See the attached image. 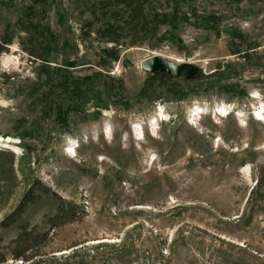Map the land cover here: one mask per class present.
I'll use <instances>...</instances> for the list:
<instances>
[{"label": "rangeland", "instance_id": "rangeland-1", "mask_svg": "<svg viewBox=\"0 0 264 264\" xmlns=\"http://www.w3.org/2000/svg\"><path fill=\"white\" fill-rule=\"evenodd\" d=\"M153 55L205 76L152 77ZM254 110L264 0H0V136L21 142L0 147V264H264ZM60 198L77 215L52 226ZM26 224L50 234L16 260Z\"/></svg>", "mask_w": 264, "mask_h": 264}, {"label": "trees", "instance_id": "trees-1", "mask_svg": "<svg viewBox=\"0 0 264 264\" xmlns=\"http://www.w3.org/2000/svg\"><path fill=\"white\" fill-rule=\"evenodd\" d=\"M111 55H113L114 58H117V56H115L114 53H112ZM151 75H152V77H164V78H167L168 80L177 81V79H172L167 74H158V75L151 74ZM201 76H205V74L202 73ZM184 81H186V80H184ZM195 81H197V80H195ZM43 190L47 191L48 189L47 188H43ZM26 199H27V197H26ZM67 202L68 201H65L62 198H60V202H59V205H58L56 213L53 216L48 218V222L52 226H55L59 222L64 220L67 217V215H68V218H66V219L68 221H71V220L75 219L74 218L75 216H73V215H77L75 207L72 206V204L70 202H68L69 204H67ZM68 206H71V210L68 209ZM29 226L30 225H28V224L23 225L24 229L21 230V232H19V234L15 237V239L13 241L15 243L14 246L9 245L7 247L8 250H11V255L16 260H18V259H21V260L28 259L31 256V254H32V249L35 248V243L38 242V240H37L38 238L37 237L39 235H41V236H44L47 239L49 234H50L48 232L42 233V234L35 233V231L37 230L36 226H33L30 229V231H28V227ZM3 261H5V254L3 256H0V263L3 262Z\"/></svg>", "mask_w": 264, "mask_h": 264}, {"label": "water", "instance_id": "water-1", "mask_svg": "<svg viewBox=\"0 0 264 264\" xmlns=\"http://www.w3.org/2000/svg\"><path fill=\"white\" fill-rule=\"evenodd\" d=\"M144 71L158 75L167 74L177 80L194 81L200 78L203 67L194 62L175 63L162 55H153L141 62Z\"/></svg>", "mask_w": 264, "mask_h": 264}, {"label": "bare ground", "instance_id": "bare-ground-1", "mask_svg": "<svg viewBox=\"0 0 264 264\" xmlns=\"http://www.w3.org/2000/svg\"><path fill=\"white\" fill-rule=\"evenodd\" d=\"M8 141H9V140H8ZM6 146H7V147H11V146H10V141L6 144Z\"/></svg>", "mask_w": 264, "mask_h": 264}]
</instances>
